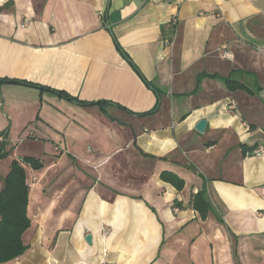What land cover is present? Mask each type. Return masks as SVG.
Masks as SVG:
<instances>
[{"label":"crops","instance_id":"crops-1","mask_svg":"<svg viewBox=\"0 0 264 264\" xmlns=\"http://www.w3.org/2000/svg\"><path fill=\"white\" fill-rule=\"evenodd\" d=\"M0 8V142L43 163L4 264H264V0Z\"/></svg>","mask_w":264,"mask_h":264},{"label":"trees","instance_id":"trees-1","mask_svg":"<svg viewBox=\"0 0 264 264\" xmlns=\"http://www.w3.org/2000/svg\"><path fill=\"white\" fill-rule=\"evenodd\" d=\"M4 8H0V11L4 10ZM2 82L34 86L22 81L5 80ZM200 84L201 79L198 80V86ZM226 85L230 91L244 88L243 85L232 80H227ZM58 94L65 99L72 100L71 97L64 93L58 92ZM13 149L7 143L0 142V161L12 155ZM25 166L40 170L43 168V163L39 159L32 157L13 160L8 174L3 178V186L0 191V264L22 256L27 250V246L23 242V236L31 227V220L28 217L30 186ZM161 177L178 190H182L184 187V182L174 174L163 173ZM192 207L200 214L202 219L208 217L212 208L205 190L194 196Z\"/></svg>","mask_w":264,"mask_h":264},{"label":"rangeland","instance_id":"rangeland-1","mask_svg":"<svg viewBox=\"0 0 264 264\" xmlns=\"http://www.w3.org/2000/svg\"><path fill=\"white\" fill-rule=\"evenodd\" d=\"M14 146L17 148V151L14 155V157H16V159L20 158V157H24V156L37 157V151L38 152L40 151V146H38L37 144H34V143H30V142L25 143L23 145H20L17 143ZM14 146L12 148H14ZM14 151H15V148L13 149V153H14ZM9 157L13 158V157H11V155ZM8 158L2 160V162H1L0 177L6 176V174L10 170V166H11V163L13 162V160H11L10 158L8 159Z\"/></svg>","mask_w":264,"mask_h":264},{"label":"water","instance_id":"water-1","mask_svg":"<svg viewBox=\"0 0 264 264\" xmlns=\"http://www.w3.org/2000/svg\"><path fill=\"white\" fill-rule=\"evenodd\" d=\"M208 125V122L206 120H201L197 125H196V130L199 132V133H204L205 130H206V127ZM86 241L88 243H91L92 241V236L89 235L86 237Z\"/></svg>","mask_w":264,"mask_h":264},{"label":"built area","instance_id":"built-area-1","mask_svg":"<svg viewBox=\"0 0 264 264\" xmlns=\"http://www.w3.org/2000/svg\"><path fill=\"white\" fill-rule=\"evenodd\" d=\"M174 22L176 23L177 20H174ZM252 155H254V156H258V157H263V156H264V148H258V149H255V150L252 152Z\"/></svg>","mask_w":264,"mask_h":264}]
</instances>
